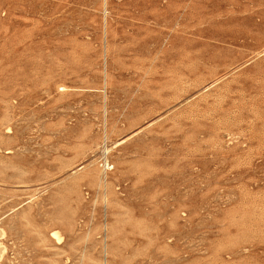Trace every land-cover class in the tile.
Masks as SVG:
<instances>
[{"label":"rangeland","instance_id":"1","mask_svg":"<svg viewBox=\"0 0 264 264\" xmlns=\"http://www.w3.org/2000/svg\"><path fill=\"white\" fill-rule=\"evenodd\" d=\"M1 228V264H264V0H0Z\"/></svg>","mask_w":264,"mask_h":264},{"label":"bare ground","instance_id":"2","mask_svg":"<svg viewBox=\"0 0 264 264\" xmlns=\"http://www.w3.org/2000/svg\"><path fill=\"white\" fill-rule=\"evenodd\" d=\"M105 164V163H104ZM109 167V166H108ZM107 168V167H106ZM110 168V167H109ZM106 170V169H105ZM53 235H54V237L55 238H57V240H59V242H60V238H61V236L58 234V232H55V233H53ZM6 235H5V232H4V230H2V228L0 229V264H1V262H2V260L3 259H5L4 258V255H5V253H6V251H8L7 249L8 248H6V246L3 244V242H2V240L4 239V237H5ZM6 257V256H5Z\"/></svg>","mask_w":264,"mask_h":264}]
</instances>
